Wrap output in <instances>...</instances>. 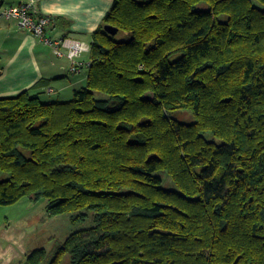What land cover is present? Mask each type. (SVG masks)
Here are the masks:
<instances>
[{
	"label": "trees",
	"instance_id": "1",
	"mask_svg": "<svg viewBox=\"0 0 264 264\" xmlns=\"http://www.w3.org/2000/svg\"><path fill=\"white\" fill-rule=\"evenodd\" d=\"M91 39L69 101L0 99V206L89 224L22 264H264V0H112Z\"/></svg>",
	"mask_w": 264,
	"mask_h": 264
},
{
	"label": "crops",
	"instance_id": "2",
	"mask_svg": "<svg viewBox=\"0 0 264 264\" xmlns=\"http://www.w3.org/2000/svg\"><path fill=\"white\" fill-rule=\"evenodd\" d=\"M23 1L0 0V5L14 6ZM37 7L40 14L53 19L46 31L48 38H69L90 45L91 35L112 7V0H39ZM80 62L79 71L72 73L66 58L56 57L48 46L14 23H0V99L30 90L40 100L56 96L59 102L69 101L75 90L85 87L89 53L82 54ZM26 237L19 227H0V264H22L31 251Z\"/></svg>",
	"mask_w": 264,
	"mask_h": 264
},
{
	"label": "rangeland",
	"instance_id": "3",
	"mask_svg": "<svg viewBox=\"0 0 264 264\" xmlns=\"http://www.w3.org/2000/svg\"><path fill=\"white\" fill-rule=\"evenodd\" d=\"M126 38L124 33L115 36L118 41L126 40ZM57 99L54 96L47 100L41 99V101L56 102ZM173 118L184 123L193 121L189 114L175 113ZM2 179L4 176L0 175V180ZM44 205V201L33 204L24 199L16 205L0 206V227L8 224L19 227L27 233L28 249L44 248L50 252L57 245L63 243L71 233L89 226L88 223L72 225L63 216L48 218L44 211ZM63 264H68V259H65Z\"/></svg>",
	"mask_w": 264,
	"mask_h": 264
},
{
	"label": "built area",
	"instance_id": "4",
	"mask_svg": "<svg viewBox=\"0 0 264 264\" xmlns=\"http://www.w3.org/2000/svg\"><path fill=\"white\" fill-rule=\"evenodd\" d=\"M39 0H25L14 6L0 5V23L11 22L20 31H25L37 38L41 43L48 46L58 58H66L70 64V72L77 73L82 63V54L89 53L90 45L81 41L61 38L57 40L46 36V31L52 27L51 16L40 14L38 11ZM90 66V62L85 64ZM52 93V90H49Z\"/></svg>",
	"mask_w": 264,
	"mask_h": 264
},
{
	"label": "water",
	"instance_id": "5",
	"mask_svg": "<svg viewBox=\"0 0 264 264\" xmlns=\"http://www.w3.org/2000/svg\"><path fill=\"white\" fill-rule=\"evenodd\" d=\"M103 29L111 37H115L119 32L118 28L113 27L111 25H104ZM145 96L146 97H152V94L147 93Z\"/></svg>",
	"mask_w": 264,
	"mask_h": 264
}]
</instances>
